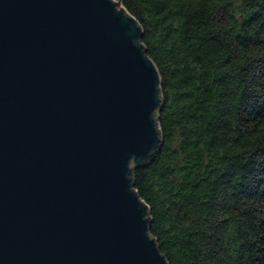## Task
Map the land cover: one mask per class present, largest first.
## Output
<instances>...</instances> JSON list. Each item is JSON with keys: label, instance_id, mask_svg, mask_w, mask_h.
Listing matches in <instances>:
<instances>
[{"label": "water", "instance_id": "1", "mask_svg": "<svg viewBox=\"0 0 264 264\" xmlns=\"http://www.w3.org/2000/svg\"><path fill=\"white\" fill-rule=\"evenodd\" d=\"M121 0H0V264H168L134 166L161 77Z\"/></svg>", "mask_w": 264, "mask_h": 264}, {"label": "trees", "instance_id": "2", "mask_svg": "<svg viewBox=\"0 0 264 264\" xmlns=\"http://www.w3.org/2000/svg\"><path fill=\"white\" fill-rule=\"evenodd\" d=\"M161 77L134 166L168 264H264V0H121Z\"/></svg>", "mask_w": 264, "mask_h": 264}]
</instances>
